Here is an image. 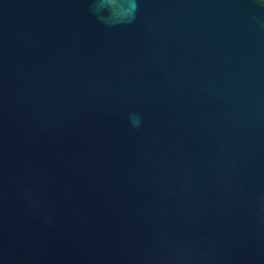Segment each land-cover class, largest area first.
<instances>
[{
    "label": "water",
    "instance_id": "water-1",
    "mask_svg": "<svg viewBox=\"0 0 264 264\" xmlns=\"http://www.w3.org/2000/svg\"><path fill=\"white\" fill-rule=\"evenodd\" d=\"M0 264H264V0H0Z\"/></svg>",
    "mask_w": 264,
    "mask_h": 264
},
{
    "label": "clouds",
    "instance_id": "clouds-1",
    "mask_svg": "<svg viewBox=\"0 0 264 264\" xmlns=\"http://www.w3.org/2000/svg\"><path fill=\"white\" fill-rule=\"evenodd\" d=\"M137 123H138V121H137Z\"/></svg>",
    "mask_w": 264,
    "mask_h": 264
}]
</instances>
